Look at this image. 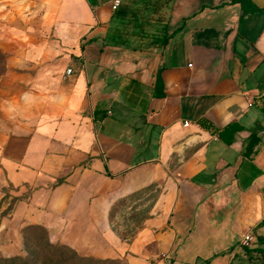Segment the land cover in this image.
<instances>
[{"label": "crops", "instance_id": "1", "mask_svg": "<svg viewBox=\"0 0 264 264\" xmlns=\"http://www.w3.org/2000/svg\"><path fill=\"white\" fill-rule=\"evenodd\" d=\"M120 1L11 0L0 252L34 225L129 264H264V0ZM148 191L123 241L114 206Z\"/></svg>", "mask_w": 264, "mask_h": 264}, {"label": "rangeland", "instance_id": "2", "mask_svg": "<svg viewBox=\"0 0 264 264\" xmlns=\"http://www.w3.org/2000/svg\"><path fill=\"white\" fill-rule=\"evenodd\" d=\"M14 9L11 0H0V97H7L16 91L11 85L9 59L16 49L15 30L9 25L14 21ZM14 188L0 186V192L9 194ZM142 202H118L113 209L111 219L117 235L126 242L131 241L147 216L152 204L153 193L146 192ZM12 201V200H11ZM143 206L137 213L135 207ZM10 207V205H9ZM131 207V208H130ZM1 243V237H0ZM0 264H129L123 252L112 249L102 234L87 232L81 242L73 247L63 241L55 240L43 227H27L20 233L19 249L16 253L2 254Z\"/></svg>", "mask_w": 264, "mask_h": 264}, {"label": "trees", "instance_id": "3", "mask_svg": "<svg viewBox=\"0 0 264 264\" xmlns=\"http://www.w3.org/2000/svg\"><path fill=\"white\" fill-rule=\"evenodd\" d=\"M238 127L237 126H235V125H229V126H227L226 128H224V129H222V130H220V134H222L223 133V131H227V132H231V133H233L236 129H237ZM230 139H232V138H229L228 140H230ZM258 141H259V138L256 136V135H252V136H250V138H249V140H248V143H247V145H246V150H245V153L246 154H251L252 152H253V148H254V146L258 143ZM29 227H40V226H29ZM27 228V227H26ZM252 264H258V263H256V262H254V263H252Z\"/></svg>", "mask_w": 264, "mask_h": 264}, {"label": "built area", "instance_id": "4", "mask_svg": "<svg viewBox=\"0 0 264 264\" xmlns=\"http://www.w3.org/2000/svg\"><path fill=\"white\" fill-rule=\"evenodd\" d=\"M120 3H121L120 0H112L111 8L113 10H116L119 7ZM67 72L70 73L71 69H67ZM185 124L187 125L188 122L186 121ZM249 240H250V236L246 234V235L243 236L242 242H247Z\"/></svg>", "mask_w": 264, "mask_h": 264}]
</instances>
